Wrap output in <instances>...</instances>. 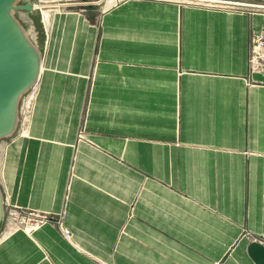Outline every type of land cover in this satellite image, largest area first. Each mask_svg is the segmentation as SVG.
Instances as JSON below:
<instances>
[{
  "label": "crops",
  "instance_id": "1",
  "mask_svg": "<svg viewBox=\"0 0 264 264\" xmlns=\"http://www.w3.org/2000/svg\"><path fill=\"white\" fill-rule=\"evenodd\" d=\"M204 2L39 0L42 70L26 128L0 141V189L53 219L1 240L0 264H254L261 0Z\"/></svg>",
  "mask_w": 264,
  "mask_h": 264
},
{
  "label": "water",
  "instance_id": "2",
  "mask_svg": "<svg viewBox=\"0 0 264 264\" xmlns=\"http://www.w3.org/2000/svg\"><path fill=\"white\" fill-rule=\"evenodd\" d=\"M22 1L0 0V141L17 131L20 99L37 85L42 70V51L15 15L21 10L32 13L36 0ZM5 203L0 189V231L6 219ZM248 254L254 264H264V244L253 242Z\"/></svg>",
  "mask_w": 264,
  "mask_h": 264
},
{
  "label": "rangeland",
  "instance_id": "3",
  "mask_svg": "<svg viewBox=\"0 0 264 264\" xmlns=\"http://www.w3.org/2000/svg\"><path fill=\"white\" fill-rule=\"evenodd\" d=\"M24 1L20 4H24ZM64 1V0H63ZM72 3H99L101 5V8H108L112 6L115 2L120 1V0H108L106 2H102V0H71ZM165 1H171V0H165ZM38 3V0L37 2ZM100 8V9H101ZM67 11H75L74 9L66 8ZM64 9V10H66ZM37 12H40L39 10H34L32 13L27 12V11H17L16 12V18L20 22L21 26L24 28L25 32L27 33L29 39L37 46V47H43V38L44 34L46 32L44 24L41 22L42 21V16L36 14ZM36 85H34L27 93H25L22 98L20 99L19 102V117H20V123H19V128H26L28 124V119L30 117V113L32 112V103H33V97L35 94V89ZM5 142V141H4ZM3 141L0 142V150L1 147L4 143ZM9 207L6 210V219L4 223L3 229L0 231V241L6 238L8 235L15 233L18 231V228H14V223L16 220L11 219L9 216V212L12 208L18 209L22 212V214L25 213H31V212H37V213H42L34 210H30L27 208H21L15 205H12L8 202Z\"/></svg>",
  "mask_w": 264,
  "mask_h": 264
},
{
  "label": "built area",
  "instance_id": "4",
  "mask_svg": "<svg viewBox=\"0 0 264 264\" xmlns=\"http://www.w3.org/2000/svg\"><path fill=\"white\" fill-rule=\"evenodd\" d=\"M106 1L108 0H102V2H106ZM171 1L188 2V4L196 3L195 5H201V4L209 5L205 3L204 0H171ZM263 1L264 0H261V3L259 2V4H253L252 8L261 11L264 17ZM117 3H119V1L115 2L114 4ZM34 10L36 11L39 10L40 12L44 10V7L41 3H39V0L38 3L34 4ZM249 71L251 75L260 74L264 76V24L260 33L254 36V38L251 41L250 55H249ZM8 207H9L8 202H6L5 203L6 210ZM9 216L11 217V219L16 220V222L14 223V228H18V231H24L27 234H32L33 232L39 230L42 226L50 223L51 220L53 219L46 214L37 213V212L22 214L20 210L15 208H12L10 210ZM58 223H60L62 226L61 228H62L63 236L66 239H70L71 237L70 231L63 228L64 216H62L61 221H59Z\"/></svg>",
  "mask_w": 264,
  "mask_h": 264
},
{
  "label": "bare ground",
  "instance_id": "5",
  "mask_svg": "<svg viewBox=\"0 0 264 264\" xmlns=\"http://www.w3.org/2000/svg\"><path fill=\"white\" fill-rule=\"evenodd\" d=\"M113 1V0H112ZM38 8H39V6H38ZM45 10V9H44ZM36 89V88H35Z\"/></svg>",
  "mask_w": 264,
  "mask_h": 264
}]
</instances>
